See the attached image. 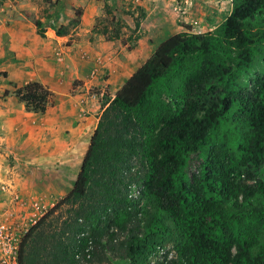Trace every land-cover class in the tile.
Instances as JSON below:
<instances>
[{
    "label": "trees",
    "instance_id": "16d2710c",
    "mask_svg": "<svg viewBox=\"0 0 264 264\" xmlns=\"http://www.w3.org/2000/svg\"><path fill=\"white\" fill-rule=\"evenodd\" d=\"M230 5L212 30L164 39L102 95L71 189L22 236L16 264H106L117 253L147 264L156 246L168 248L154 264H264V0ZM10 88L2 96L26 112L53 103L38 82ZM62 205L71 213L41 235Z\"/></svg>",
    "mask_w": 264,
    "mask_h": 264
},
{
    "label": "rangeland",
    "instance_id": "374dc122",
    "mask_svg": "<svg viewBox=\"0 0 264 264\" xmlns=\"http://www.w3.org/2000/svg\"><path fill=\"white\" fill-rule=\"evenodd\" d=\"M230 1L0 0V17L8 26L19 21L31 24L37 37L46 36L55 42L57 50L53 56L57 59L62 58L60 49L63 47L87 41L92 45L99 39L97 43L102 44V50H109L111 58L94 59L95 66L88 71L87 95L94 96L100 104L102 95L111 97L118 81L131 75L170 35L203 33L220 24L230 11ZM75 11H78L77 16ZM110 17L114 19L111 23ZM35 21L42 24V36L36 33ZM61 26L64 35L57 37L53 30ZM103 27L109 33L116 31L117 38L105 41L97 34ZM90 44L87 50L92 52ZM9 59L12 56L9 55ZM20 61L25 65L33 58L22 50ZM9 69L0 54V224L13 238L9 249L0 248V264H16L22 236L68 193L81 161L80 154L77 156L76 152L66 149L68 131L66 127L53 125L50 110L46 116H40V120L27 116L22 110L16 112L17 101L12 95L2 96L3 90L11 89L10 85L25 84L16 83L14 76L10 78ZM93 82L98 84L95 86ZM78 84L82 83L74 82L72 87ZM64 166L69 170L63 169ZM70 213L69 205L60 206L44 220L39 233L44 235L58 227ZM117 254L106 264H128L116 258Z\"/></svg>",
    "mask_w": 264,
    "mask_h": 264
},
{
    "label": "crops",
    "instance_id": "0c3cea01",
    "mask_svg": "<svg viewBox=\"0 0 264 264\" xmlns=\"http://www.w3.org/2000/svg\"><path fill=\"white\" fill-rule=\"evenodd\" d=\"M97 42L99 39L92 42V45L87 41L86 44L73 43L72 47H63L60 49L62 58L57 59L53 56L57 50L55 42L46 36L37 37L31 24H22V21H19L8 26L5 19L0 17V54L1 60L10 66L8 76H14L16 83L38 82L53 93V103L43 115L24 111L22 104L18 102L16 112L22 110L27 116L40 119V116H46L50 110L53 125L66 127L65 131H68L65 133L66 149L74 154L76 152L77 156L80 154V159L85 153L101 112L97 99L87 95L88 71L95 66L94 59L111 58L109 50H102V44ZM87 44L93 46L92 52L87 50ZM22 50L33 58L32 62L25 65L21 63ZM9 55L12 56L11 60ZM129 76L118 81V87L113 88V95ZM74 82L82 84L73 88ZM93 84L96 86L98 83ZM65 168L68 169L64 166L63 169Z\"/></svg>",
    "mask_w": 264,
    "mask_h": 264
},
{
    "label": "built area",
    "instance_id": "2783aa9c",
    "mask_svg": "<svg viewBox=\"0 0 264 264\" xmlns=\"http://www.w3.org/2000/svg\"><path fill=\"white\" fill-rule=\"evenodd\" d=\"M139 187L135 184H130L127 189V197L130 199H134L138 197ZM11 234L8 233L6 227L3 224H0V248L1 249H9L11 247ZM165 253V249L162 247L156 246L152 255L149 256L147 264H154L152 259H157L158 261H162V256ZM152 257V259H151ZM169 258V255L167 256ZM156 260V261H157Z\"/></svg>",
    "mask_w": 264,
    "mask_h": 264
},
{
    "label": "clouds",
    "instance_id": "9594fccd",
    "mask_svg": "<svg viewBox=\"0 0 264 264\" xmlns=\"http://www.w3.org/2000/svg\"><path fill=\"white\" fill-rule=\"evenodd\" d=\"M160 247V246H159Z\"/></svg>",
    "mask_w": 264,
    "mask_h": 264
}]
</instances>
